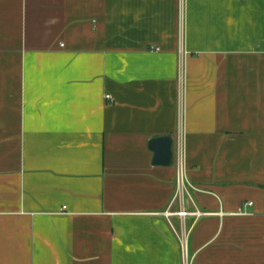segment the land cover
I'll use <instances>...</instances> for the list:
<instances>
[{
	"label": "crops",
	"instance_id": "crops-1",
	"mask_svg": "<svg viewBox=\"0 0 264 264\" xmlns=\"http://www.w3.org/2000/svg\"><path fill=\"white\" fill-rule=\"evenodd\" d=\"M184 245L264 264V0H0V264Z\"/></svg>",
	"mask_w": 264,
	"mask_h": 264
},
{
	"label": "water",
	"instance_id": "water-1",
	"mask_svg": "<svg viewBox=\"0 0 264 264\" xmlns=\"http://www.w3.org/2000/svg\"><path fill=\"white\" fill-rule=\"evenodd\" d=\"M154 152L153 165L171 166L174 161V140L172 136L154 137L149 142Z\"/></svg>",
	"mask_w": 264,
	"mask_h": 264
},
{
	"label": "built area",
	"instance_id": "built-area-1",
	"mask_svg": "<svg viewBox=\"0 0 264 264\" xmlns=\"http://www.w3.org/2000/svg\"><path fill=\"white\" fill-rule=\"evenodd\" d=\"M108 98H111V96L108 95ZM180 153H181V152H180ZM179 156H180V155H179ZM180 158H181V157H179V159H180ZM179 181H180V184H181V183H184V178H183L182 175L180 176ZM249 204H252V203L250 202ZM183 256H184V261L186 262V264H190V263H189V260H188L187 248H186L185 245L183 246Z\"/></svg>",
	"mask_w": 264,
	"mask_h": 264
}]
</instances>
